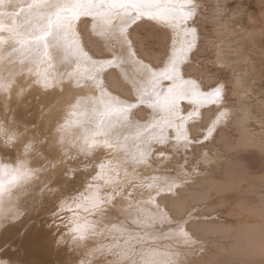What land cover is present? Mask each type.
Segmentation results:
<instances>
[{
    "label": "bare ground",
    "instance_id": "6f19581e",
    "mask_svg": "<svg viewBox=\"0 0 264 264\" xmlns=\"http://www.w3.org/2000/svg\"><path fill=\"white\" fill-rule=\"evenodd\" d=\"M216 1L159 0L161 7L153 13L166 11L171 18L175 14V24L145 18L126 29L146 58L142 63L157 72L162 69L154 65L160 64L165 52L192 38L184 35L185 30H195V46L186 69L189 75L185 78L195 80L204 91L222 83L224 98L222 108L218 105L199 110L202 126L197 132L208 138L204 140L201 135L202 143L194 149L167 140L173 133L164 121L173 118L166 107L152 106L151 77L143 68L124 58L116 59L119 53L107 56L113 50L110 41L116 40V47L119 41L110 35L104 19L73 23L63 34L49 37L46 48L28 36L23 37L28 41L23 47L14 45L15 52L0 44V71L13 73L19 86L14 94H0V124L10 135L19 137L15 151L0 148V155L14 160L27 144L24 151L30 154L35 168L31 180L15 186L6 182L0 168V260L7 264H54L51 256L55 253L58 264H97V258L111 264H191L196 257L205 259L206 255L224 260L226 256L258 254L264 259V88L256 87L264 75L263 66L256 61L258 53L261 60L264 57V12L254 19L251 30L242 32L240 42L226 40L223 27L230 32L235 28L218 16L212 6ZM12 11L19 9L0 6V12ZM180 11L194 13L187 26L180 23L182 27H178ZM0 19L6 23V17ZM205 23H211V30ZM89 48L92 60L105 65L99 80L104 81L107 74L105 83L112 85L108 92L124 103L109 104L108 97L90 82L91 64L76 55L78 49L88 52ZM108 59L114 61L111 67ZM208 60H214L217 67L214 77L208 71ZM224 66L236 72L225 77ZM37 72L47 75L49 87L35 83ZM158 87L168 84L161 81ZM129 96L133 99H125ZM129 103L135 107L123 111ZM218 109L227 116L213 123ZM157 124L159 127H154ZM61 126L65 131H58ZM97 130L104 132L103 137L94 136ZM149 133L165 138L166 143L157 144ZM6 139L0 136V143ZM93 140H107L114 147L111 151H82ZM96 155L112 161L117 172L112 187L120 185L118 194L101 192L111 197L102 209L77 211L78 194L92 183V157ZM165 181L174 185L170 194L173 199L168 203L176 214L187 215L192 221L187 229L190 242L154 219L155 207L148 203L143 186L154 183L167 193ZM152 195L155 198V193ZM156 201L159 203L158 198ZM159 206L164 208L165 204ZM227 209L235 221L223 216ZM80 213L88 214L87 219ZM61 215L68 220L57 230L54 227V235L42 228L44 223L48 227L49 222L59 221ZM85 221L94 225V231L83 240L72 229ZM214 234L220 236L219 244L207 243ZM70 236L71 245L67 244ZM161 238L166 242L158 240ZM56 241L59 247L55 248Z\"/></svg>",
    "mask_w": 264,
    "mask_h": 264
},
{
    "label": "snow or ice",
    "instance_id": "6c2138e0",
    "mask_svg": "<svg viewBox=\"0 0 264 264\" xmlns=\"http://www.w3.org/2000/svg\"><path fill=\"white\" fill-rule=\"evenodd\" d=\"M3 5L19 9V11L7 13L0 12V17H6V23L3 19H0V44L12 47L14 52L16 51L14 45L19 44L23 47L28 42L23 38L24 36L31 37L32 42L37 45H43L46 48L49 37H57L63 34L71 29L73 23H79L84 20L96 21L98 18L104 19L107 22V26L110 27V35H114L119 41L118 47H116V40L110 41L113 50H109L107 56L113 57L116 53H119L116 59L124 58L126 62H135V64L142 67L143 71L151 77V97L154 98L152 106L158 108L166 107L173 118L164 121L165 126L173 133L167 140L172 144L182 143L186 149L189 146L194 149L197 145H200L202 143L201 135H203L204 140H207V134L197 132V128L202 126V117L199 115V110L205 107H217L218 105L222 108L224 85L218 82L212 89L204 91L199 88L195 80L185 78L189 75L186 69L190 64L189 54L195 46V30H185L184 35L192 38L182 41L179 47L165 52L160 64L154 65L155 69H162L159 72L150 68L148 64L142 63L146 58L140 54L134 38H130L132 36L131 31L126 32L129 25L135 26L145 18L153 21L158 18L167 20L166 11L153 13L154 9L161 7L159 0H0V6ZM171 6L169 5V7ZM193 14L192 11L179 14L180 23L186 22ZM18 20L19 24L17 23ZM172 23H176L175 14L172 16ZM91 51L89 48L88 52H82L79 49L76 52L77 56L82 55L91 64L90 82L99 89L102 95L108 97L109 104L124 103L119 96H112L108 92V88H111L112 85L105 83L107 74L104 81L99 80L100 71L104 69L105 65L98 64L97 61L92 60V57L88 54ZM92 55L95 56L96 53L93 52ZM73 63H76V61L73 60ZM113 63L112 59L107 60L109 67ZM182 68L184 71L181 70ZM36 76L39 77L35 80L36 84H42L45 88L50 86L45 73L37 72ZM120 79L122 80L123 77L121 76ZM161 81H166L168 87L159 88ZM18 87L13 73L0 78V94L4 96L14 94L18 91ZM125 99L131 100L133 97L129 96ZM140 103L143 104L144 101L141 100ZM182 104L187 107L181 108ZM133 107H135V104L129 103L122 110L128 111V109ZM226 116V112L218 109V115L213 123L222 122ZM154 127H159V124ZM58 131L63 132L65 128L61 126ZM144 131L146 133L149 132L147 126H145ZM210 131L211 129H209ZM103 135L104 132L100 130L94 133V136L103 137ZM149 137L155 140L157 144L164 145L166 143L165 138L151 137V133H149ZM113 147L107 140L103 142L93 140L82 151L92 152L96 149L111 151ZM143 155L141 153V158ZM92 159L94 161L90 173L92 175V183L85 192L78 194L80 203L76 204L75 210L77 211L82 208L85 212L99 210L104 204L111 201L110 196H102L101 192L116 191L118 194L119 191V184H116L115 189L112 187L115 183L114 177L117 175L112 161L105 160L103 155L93 156ZM2 169L6 182L12 186H15L19 182L20 176L23 175L19 173L18 169L13 170L7 167ZM164 183L167 186V193L162 192L154 183L143 186L145 194L149 197L148 203L155 207L154 219L174 229L173 235L183 238L185 242H190L191 237L187 229L191 227L192 221L187 215L176 214L174 207L168 203V201L173 199L170 194L174 185H168L167 181ZM131 186L129 185V187ZM153 193H155V198L152 195ZM156 198L159 199V203H157ZM160 203L165 204V207L161 208L159 206ZM85 204L90 207L84 208ZM69 211H73V209L69 208ZM72 230L78 233L81 239H84L93 233L94 225L85 221L84 224H76Z\"/></svg>",
    "mask_w": 264,
    "mask_h": 264
},
{
    "label": "rangeland",
    "instance_id": "374dc122",
    "mask_svg": "<svg viewBox=\"0 0 264 264\" xmlns=\"http://www.w3.org/2000/svg\"><path fill=\"white\" fill-rule=\"evenodd\" d=\"M215 3L217 5H215ZM215 3L212 4V6L217 11L218 16L219 17L221 16V18H223L225 21L227 20V26L235 28L234 32H230V30L228 31L226 29L227 27L226 28L223 27V29L226 30V35H227V36L225 35L226 40H232V41L236 40L237 42L238 41L240 42L242 37H243L242 36L243 35L242 32L246 33L249 30H251L255 26L254 19L255 18H261L260 17L261 16V12L262 11L264 12V0H227L225 2L227 5H225L223 0H217ZM216 8L218 10H220L221 12L220 11L218 12V10ZM179 13L181 14L182 12L180 11ZM170 21H172V18L168 16L167 23H170ZM178 23H179L178 27H182V25H180V21L179 20H178ZM187 24H188V20L186 22H184L185 26H187ZM205 26L208 29L212 28L211 23L210 24L209 23H205ZM236 29H237V31L239 30V33H237ZM232 35H234V36H232ZM213 38L215 39V36H213ZM232 45H233L232 43H231V45H228V49L231 50L233 48ZM259 54L260 53H258V58L256 57V61H257L258 64H260V66H263L262 68H263V73H264V57H262L263 59L261 60V56L262 55H259ZM211 55H213V53L209 52L210 58H213ZM212 61H214V60H210V61L208 60L207 68H208V71H209L210 75H212L214 77V76L217 75V72L215 71V69L217 70V67H216V65H213V64H215V62H212ZM234 66H236V65H234ZM227 67L224 66V68H223V70L226 69L225 73H224V71L223 72L221 71V72H222V75H224L225 77H230L231 74L233 72H236V71H234L235 70L234 68H231V67L229 68V66H227ZM260 85L263 86V88H264V75L261 77V81H258L256 83V87L261 88ZM89 182H92V179ZM93 211H95V210H93ZM229 212H230L229 209L223 211V216L229 221H235V218H233L231 215H229ZM79 215L81 216V218L87 219V215L88 214L86 215V214H81L80 213ZM63 217H65V219ZM60 220H61V222H59ZM67 220H68V216L61 215L59 221L57 220L58 222L57 221L56 222L55 221L54 222L53 221L49 222V224L47 226L50 227V228L45 227L47 223H44V225H42L43 226L42 228H46L47 230H51L53 235H54L55 234L54 233L55 232V228L56 227L60 228L59 226H61V224H63ZM58 228H56V230ZM116 233H117V231H116ZM61 238H63V237H59V241H63V239H61ZM87 238L88 237L84 238L83 240H86ZM219 238H220L219 235H216V234L211 235L208 238V242L207 243L213 242L215 244H219V241H218ZM71 239H72V237L70 236V239L68 240L67 244L70 242L69 244L71 245ZM158 240H160L162 243L166 242L162 238L158 239ZM59 241H56L57 245H56V243L53 244V245H55V248L59 247L58 246L59 245ZM57 256H58L57 253H55L54 255L51 256V258L53 259V263L54 264H58V262H60V260L58 259ZM95 260L100 261L97 264H111L110 261L109 262L102 261V259H99V258H97ZM263 260L264 259H262L261 256L258 255V254H252V255H248V256H236V255L226 256V258L224 260H222L220 257H213L211 255H206L205 259H200V258L196 257V259L191 261V264H263L262 263Z\"/></svg>",
    "mask_w": 264,
    "mask_h": 264
},
{
    "label": "clouds",
    "instance_id": "9594fccd",
    "mask_svg": "<svg viewBox=\"0 0 264 264\" xmlns=\"http://www.w3.org/2000/svg\"><path fill=\"white\" fill-rule=\"evenodd\" d=\"M7 75L4 74L3 71H0V78H3ZM0 136L7 137L6 140L3 141V143H0V148H8L9 150L15 151L14 145L16 143H19V137L12 133L9 134V131L7 128L0 124ZM28 145L25 144L21 150L20 155L12 160V159H5L2 155H0V168H11L13 170H19L20 174H23L19 178L18 183H24L28 180H31L32 177L35 175V168L32 165V161L30 159V154L26 153L24 151V148H26ZM0 264H7L6 260H0Z\"/></svg>",
    "mask_w": 264,
    "mask_h": 264
}]
</instances>
